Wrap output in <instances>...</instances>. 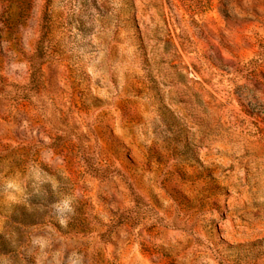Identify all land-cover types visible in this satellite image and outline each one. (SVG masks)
I'll return each mask as SVG.
<instances>
[{
    "label": "rangeland",
    "instance_id": "rangeland-1",
    "mask_svg": "<svg viewBox=\"0 0 264 264\" xmlns=\"http://www.w3.org/2000/svg\"><path fill=\"white\" fill-rule=\"evenodd\" d=\"M264 0H0V264H264Z\"/></svg>",
    "mask_w": 264,
    "mask_h": 264
},
{
    "label": "trees",
    "instance_id": "trees-1",
    "mask_svg": "<svg viewBox=\"0 0 264 264\" xmlns=\"http://www.w3.org/2000/svg\"><path fill=\"white\" fill-rule=\"evenodd\" d=\"M258 56L264 57V51H261Z\"/></svg>",
    "mask_w": 264,
    "mask_h": 264
}]
</instances>
